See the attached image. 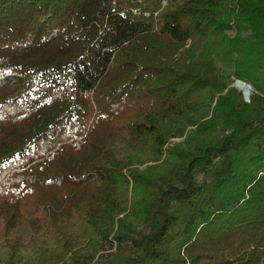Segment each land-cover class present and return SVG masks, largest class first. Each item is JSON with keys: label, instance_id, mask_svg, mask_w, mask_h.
Masks as SVG:
<instances>
[{"label": "trees", "instance_id": "trees-1", "mask_svg": "<svg viewBox=\"0 0 264 264\" xmlns=\"http://www.w3.org/2000/svg\"><path fill=\"white\" fill-rule=\"evenodd\" d=\"M0 264H264V0H0Z\"/></svg>", "mask_w": 264, "mask_h": 264}, {"label": "water", "instance_id": "water-1", "mask_svg": "<svg viewBox=\"0 0 264 264\" xmlns=\"http://www.w3.org/2000/svg\"><path fill=\"white\" fill-rule=\"evenodd\" d=\"M234 85L241 91H243V94L245 96V99L248 101L249 100V97H250V94H251V89H252V86L245 82V81H242V80H236V82L234 83Z\"/></svg>", "mask_w": 264, "mask_h": 264}, {"label": "rangeland", "instance_id": "rangeland-1", "mask_svg": "<svg viewBox=\"0 0 264 264\" xmlns=\"http://www.w3.org/2000/svg\"><path fill=\"white\" fill-rule=\"evenodd\" d=\"M243 92V91H242ZM253 92V87L251 89V93ZM251 95V94H250ZM176 141H180V139H176Z\"/></svg>", "mask_w": 264, "mask_h": 264}]
</instances>
